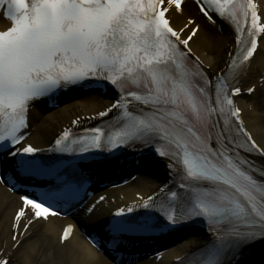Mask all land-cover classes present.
Here are the masks:
<instances>
[{
    "label": "snow or ice",
    "instance_id": "6c2138e0",
    "mask_svg": "<svg viewBox=\"0 0 264 264\" xmlns=\"http://www.w3.org/2000/svg\"><path fill=\"white\" fill-rule=\"evenodd\" d=\"M182 3L0 0L12 25L0 31V160L12 157L16 171L55 181L44 193L20 197L14 241L23 217L31 213L29 225L47 221L59 214L54 204L75 201L81 190L75 165L36 158L41 150L31 144L18 147L29 127L32 102L58 89L94 84L117 92L109 108L89 118L100 119L101 125L82 135L64 130L49 151L86 158L92 152L143 145L167 158L173 184L158 196L141 197L138 207L158 213L165 227L182 220L206 222L211 239L192 254L190 264H234L244 250L264 243V179L257 178L264 177V165L257 168L249 158L264 157V148L245 129L232 99L240 93L232 81L256 53L264 22L253 0H196L209 21L215 23L216 16L236 33L235 54L229 53L226 68L209 79L188 55L198 29L182 39L183 29L177 31L168 18L173 8L182 11ZM135 210L115 212L109 225L113 244L133 228L151 226L150 215L130 219ZM71 232L68 226L61 239ZM0 264L10 261L0 259Z\"/></svg>",
    "mask_w": 264,
    "mask_h": 264
},
{
    "label": "bare ground",
    "instance_id": "6f19581e",
    "mask_svg": "<svg viewBox=\"0 0 264 264\" xmlns=\"http://www.w3.org/2000/svg\"><path fill=\"white\" fill-rule=\"evenodd\" d=\"M264 18V0H258ZM173 16V23L176 28L184 29L186 24L185 18ZM204 29V28H203ZM200 33V32H199ZM213 35L208 34L207 30H202V33L196 36V39L191 43V47L195 52L204 56V49L210 51V55L205 56V62L211 66L212 70H216L217 65H220L227 58V52L232 45V37L228 32L217 35L216 38L211 40ZM203 47V48H202ZM264 48V36L261 42L259 50L256 52L248 73L244 79V83L251 78L252 74L256 70V65L259 68L264 69L263 58L256 64V58L258 57L260 49ZM259 84V83H257ZM260 85V84H259ZM264 86V84H263ZM107 100L103 97L93 96L92 98L74 100L71 105H63L60 108L47 114V121L39 122L34 129V132L29 136V140L36 142H45L48 140L56 128L61 126L62 123L68 121V117L71 114L86 115L87 113L95 112L107 104ZM237 102L242 109V115L247 116V127L253 134V137L264 148L263 141L258 137L260 128L255 125L257 122L255 111L251 109V105L243 103L242 97L237 98ZM246 121V120H244ZM148 166V163L146 164ZM154 168V167H153ZM145 169H151L150 166ZM146 174L138 175L137 183H129L126 186H121L112 189H106L94 196L99 198L95 210L90 213L88 220L91 223V229H95L94 224H97L101 219L100 215L103 210L108 206H111L110 200L122 201V196H132L137 191L147 190L150 191L155 188L158 181L151 178L152 172L150 170L145 171ZM104 197L103 200L100 198ZM107 204H109L107 206ZM21 207V203L18 197L10 193L5 187L0 185V259H8L10 264H111L103 255L98 253L92 248L82 237L80 226L76 225L72 236L67 240L61 239V232L64 225L68 222L73 223L72 219L61 218H49L45 220H34L31 225L28 224V220L31 217V213L23 217L20 221L19 238L14 241L12 236L17 232L15 225L13 224V218L16 214L17 208ZM83 216H85L82 213ZM95 216V217H94ZM85 222V220H84ZM28 224L27 231H24V226ZM94 227V228H93ZM194 238L188 239L176 247H171L158 258L146 259L140 261L137 264H168L171 259L182 255L187 252L191 247L196 245Z\"/></svg>",
    "mask_w": 264,
    "mask_h": 264
},
{
    "label": "rangeland",
    "instance_id": "374dc122",
    "mask_svg": "<svg viewBox=\"0 0 264 264\" xmlns=\"http://www.w3.org/2000/svg\"><path fill=\"white\" fill-rule=\"evenodd\" d=\"M254 98V96L247 98L246 102H250L252 99ZM255 99L258 101V109L260 111V123H259V127L264 129V101H263V93L260 92L258 93V95H255ZM259 138L264 141V131H262V133L260 134Z\"/></svg>",
    "mask_w": 264,
    "mask_h": 264
}]
</instances>
